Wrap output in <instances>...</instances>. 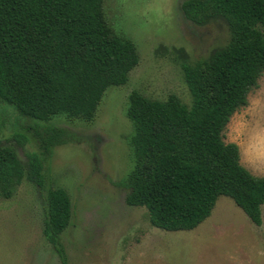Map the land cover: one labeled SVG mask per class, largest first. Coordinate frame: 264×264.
<instances>
[{"label":"trees","instance_id":"obj_1","mask_svg":"<svg viewBox=\"0 0 264 264\" xmlns=\"http://www.w3.org/2000/svg\"><path fill=\"white\" fill-rule=\"evenodd\" d=\"M104 1L0 0V103L32 123L26 128L39 148L22 162L13 147L0 144V196L12 197L23 180L42 191L43 234L60 264H70L60 236L72 203L44 171L54 149L75 140L60 122H92L106 90L125 85L139 62L134 42L112 28ZM181 8L196 24L223 21L228 38L182 64L190 104L173 93L165 99L129 93L132 165L119 181L126 204L145 207L154 227L191 230L224 195L261 225L264 176L244 167L238 145L224 138L264 73V0H184Z\"/></svg>","mask_w":264,"mask_h":264},{"label":"rangeland","instance_id":"obj_2","mask_svg":"<svg viewBox=\"0 0 264 264\" xmlns=\"http://www.w3.org/2000/svg\"><path fill=\"white\" fill-rule=\"evenodd\" d=\"M183 1H104L112 28L134 42L139 62L125 85L106 90L92 122H60L75 140L56 147L44 165L49 183L71 199V221L60 236L70 264H264V204L256 225L222 195L194 229L166 231L151 225L145 207L126 204L127 189L119 183L132 165L129 93L156 99L173 93L190 104L182 64L207 56L228 38L221 20H188ZM0 117V144L13 147L22 162L39 153L33 130L26 128L31 122L4 103ZM16 133L25 138L19 142ZM224 139L238 145L244 167L264 176V73L248 104L231 117ZM43 222L44 197L34 183L23 180L12 197L0 196V264H60Z\"/></svg>","mask_w":264,"mask_h":264}]
</instances>
